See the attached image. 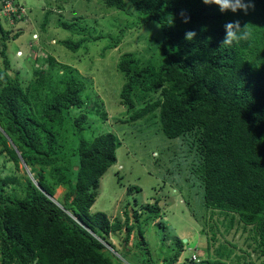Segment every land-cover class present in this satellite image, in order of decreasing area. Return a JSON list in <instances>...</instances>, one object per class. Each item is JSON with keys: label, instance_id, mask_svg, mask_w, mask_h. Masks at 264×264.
<instances>
[{"label": "trees", "instance_id": "1", "mask_svg": "<svg viewBox=\"0 0 264 264\" xmlns=\"http://www.w3.org/2000/svg\"><path fill=\"white\" fill-rule=\"evenodd\" d=\"M6 1L0 0V155L17 170L23 163L27 175L0 177V264H123L125 255L109 235L124 231L121 244L126 247L135 228L141 239H133V244L141 255H148L142 262L136 256L132 261L157 264L141 246L146 244L141 225L159 216L160 197L147 206L144 220L134 211V223L127 210L123 222L90 210L100 176L116 162V135L105 131L84 136L87 114L71 115V109L84 104V83L68 66L52 81V55L32 67L31 81L21 79L6 54L9 32L4 27L24 17L20 9L3 14ZM56 1L62 8L67 0ZM103 1L126 12V0ZM130 2L138 19L159 24L160 34L145 36V57L124 51L116 62L123 76L119 98L130 111L122 122L144 120L155 132L189 147L186 177L200 187L191 211L212 221L205 222L206 256L191 264H264V0H251L246 13H222L202 0ZM49 13L45 11L39 22L42 29ZM234 20L241 26L250 23L254 35L223 45V25ZM58 24L81 33L75 40H60L71 51L106 38L75 22ZM188 31L196 33L191 42L184 39ZM20 34L17 30L12 38ZM113 38L108 36L103 48L115 47L121 39ZM10 183L18 192L8 191ZM57 186L66 188L61 201L54 198ZM220 215L226 220L221 222L224 227L236 224L247 232L242 244L224 236L216 244L217 234L223 235ZM177 242L181 245L182 240ZM180 245L163 262H174Z\"/></svg>", "mask_w": 264, "mask_h": 264}, {"label": "rangeland", "instance_id": "2", "mask_svg": "<svg viewBox=\"0 0 264 264\" xmlns=\"http://www.w3.org/2000/svg\"><path fill=\"white\" fill-rule=\"evenodd\" d=\"M17 1L23 5L21 13L24 19L7 23L4 28L9 32L6 54L13 61V68L20 72L21 79L31 81L34 78L32 67L36 63H44L46 54L52 55L55 60V64L51 65L52 81L68 66L75 69L84 83V104L81 108L71 109L73 117L81 112L87 114L82 131L84 136L93 138L105 131L116 135V162L100 176L98 194L90 210L104 211L112 221L121 222L125 220L127 210L130 223H134V211L144 220L149 213L147 206L160 197L156 203L160 209L159 216L142 221L147 245L142 242L141 246L147 247L157 264H191L188 257L192 250L197 257L194 261L205 257L208 234L205 222L212 221L196 217L191 211L200 187L197 186L198 181L186 177L191 159L189 147L187 150V145L180 139H169L161 132H155L144 120L122 122L128 118L130 111L119 98L123 76L117 70L116 62L124 51H134L139 57H145V36L153 38L159 35V24L138 19L130 0H126V12L107 7L103 0H67L62 8L56 6V0ZM47 10L50 11L48 22L42 29L39 22ZM58 21L75 22L91 34L102 33L106 38L89 41L77 51H71L60 40H75L81 33L62 28ZM17 30L21 34L12 38ZM108 36L113 39L119 36L121 39L115 47L103 48L108 43ZM24 168L21 163L19 169H15L12 162L0 155V177L21 175L23 172L27 175ZM12 185H8V191H17L12 189ZM131 185L139 189L134 190ZM65 193L66 188L57 186L54 198L61 201ZM134 197H137L136 202ZM218 218L223 235L217 234L216 244L223 241V236L242 244L247 232L236 224L224 227L221 222L226 220L222 215ZM124 233L120 231L115 237L114 234L109 235L118 252L125 255L123 264H136L132 261L133 256L142 262L148 253L141 255L133 244V239H141L139 232L136 228L132 231L126 247L121 244ZM178 239L182 240L181 245ZM179 245L182 248L177 259L163 262V257H171ZM234 251L239 252L236 248Z\"/></svg>", "mask_w": 264, "mask_h": 264}, {"label": "clouds", "instance_id": "3", "mask_svg": "<svg viewBox=\"0 0 264 264\" xmlns=\"http://www.w3.org/2000/svg\"><path fill=\"white\" fill-rule=\"evenodd\" d=\"M204 4H215L219 7V10L223 13L230 11L236 13L237 11L247 12V10L252 7L251 0H202ZM188 17H184V22H188ZM224 28V38L221 42L223 45H236L243 41H247L254 35V30L250 26V23H246L241 26L239 20L228 21L223 25ZM196 36L195 31H188L185 33L184 39L186 41H193ZM259 66V65H258ZM180 255V254H179ZM195 256V257H193ZM187 258V257H184ZM197 259L195 251L192 250L191 255L188 257L189 261H194Z\"/></svg>", "mask_w": 264, "mask_h": 264}, {"label": "built area", "instance_id": "4", "mask_svg": "<svg viewBox=\"0 0 264 264\" xmlns=\"http://www.w3.org/2000/svg\"><path fill=\"white\" fill-rule=\"evenodd\" d=\"M22 7L23 6L20 7L18 5H14L11 1L8 0L3 4V7L1 8V12L5 15L10 16L12 13H16L18 9H20V12H21ZM193 257H195V256H193Z\"/></svg>", "mask_w": 264, "mask_h": 264}]
</instances>
